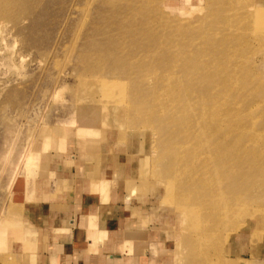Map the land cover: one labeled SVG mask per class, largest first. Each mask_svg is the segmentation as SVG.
<instances>
[{"label": "rangeland", "instance_id": "374dc122", "mask_svg": "<svg viewBox=\"0 0 264 264\" xmlns=\"http://www.w3.org/2000/svg\"><path fill=\"white\" fill-rule=\"evenodd\" d=\"M0 22V264H36L40 253L50 258L49 264L57 263L60 251L52 255L43 249L45 230L35 213L36 207L47 212L51 204L60 205L64 217L75 223L57 235H64L56 239L60 245L86 243L95 228L103 235L94 245L104 250L111 245V233H121L125 219L140 220L132 227L140 241L134 237L120 243V251L105 249L114 253V263L124 264L123 254H131L135 264H161L164 257H172L174 264H264V227L250 214L258 194L245 207L233 206L231 217L224 214L214 227L207 224L205 231L181 217L175 202H165L159 193L168 190L170 143L180 138L176 128L163 133L153 111L166 82L151 87L148 78H156L160 70L153 61L165 54L161 48L142 51L143 34L136 33L144 25L157 38L163 31L178 30L168 39L172 45L181 41L193 51L204 46L207 59L224 55L223 66L256 87L252 96L261 103L252 115L258 121L264 99V0H0ZM140 61L144 65L138 69ZM84 106L98 110L89 115L95 119L92 125L80 123L78 111ZM77 126L94 131L88 147L80 148L72 134ZM185 148L178 150L182 154ZM197 152L189 156L193 163H199ZM72 157L132 163L131 180L147 193L130 195L118 178L107 180L104 190L89 192L98 211L86 218L94 225H80L88 200L72 194L70 183L62 188L52 181L54 167ZM68 163L60 172L78 178L76 164ZM198 167H175V194L190 206L207 187L198 180L204 172Z\"/></svg>", "mask_w": 264, "mask_h": 264}, {"label": "bare ground", "instance_id": "6f19581e", "mask_svg": "<svg viewBox=\"0 0 264 264\" xmlns=\"http://www.w3.org/2000/svg\"><path fill=\"white\" fill-rule=\"evenodd\" d=\"M163 29L166 30L165 25ZM166 31L168 32L163 31L162 35L159 34L158 38L154 37L157 33L150 32L145 28V25L136 32L143 34L140 44L145 43L139 47L142 51L147 52L151 49H158L159 51L161 48L160 50L165 54V56L157 57L153 61L156 65L153 68L160 70L156 72L157 75L154 74L156 78L153 79V76L146 73L143 76H146V79L149 76L148 79H151V83L153 82L151 87H157L160 83L166 82L161 90L160 97H156L153 111L157 112L155 116L161 120V131L166 133L168 128H176V134L180 138L179 141L170 143L172 162L170 168H167L170 172L166 174L169 182L168 190L167 192L164 191L161 186L163 192L159 189V193H164L162 198L165 202L172 204L175 202L176 212L181 217L185 220L190 218L192 224L198 230L205 231H207V224L214 227L219 216L227 214L228 218L231 217L236 208L247 206L248 202L250 203L254 199L253 196L258 194L260 196L259 202L250 214L256 217V222L261 220L264 227V99L262 100V109H259L262 113L261 118L256 121L252 115V110L257 112L259 108L257 102L260 100L258 101L252 96L256 87L243 81L242 74L239 78L235 69L228 70V67L223 66L222 59L225 50L218 51L223 56L210 55L212 57L207 59L202 55L205 52L204 46L196 51L194 49V52L190 48L191 45L186 47L181 41L172 45L171 42H168V39L174 38L175 31L178 30L172 32L170 29ZM192 32H189L190 38H192V40L189 38V43L194 41ZM127 33L131 37L134 35L132 31ZM208 37L212 38L209 35ZM220 42L222 44V40ZM149 43L150 47L148 48ZM143 65V61H140L138 69L142 68ZM149 68L153 69L150 66ZM104 101L103 103H107ZM95 106H92L93 108L91 106L80 108L78 115L83 116L80 122L81 125L94 124L95 119L89 115L98 111ZM149 115L153 117L151 111ZM93 133L94 131L91 129L77 126L72 134L80 148H82L89 146L90 141L93 140ZM191 137L194 141L192 144ZM179 147L189 148H185L181 154L178 150ZM195 152L199 156V158L197 157L199 163L194 162V165L190 157L192 154L195 155ZM107 163H109L107 158L100 159L102 166L106 167ZM180 164H183L184 169L189 166L194 168L199 164V171H204L200 173L198 180L207 187L202 193L198 194L194 201H191V206L194 205L195 210L196 208L200 210H197L198 212L188 204L190 203L189 200L181 194L179 197L175 194L174 181L175 183L178 182L176 180L178 173H175V167L176 165L179 167ZM186 205H189V207L186 208ZM233 206H236L235 210ZM182 223L184 222L182 221L180 225ZM215 229L218 231L219 224ZM202 234L205 233L202 232Z\"/></svg>", "mask_w": 264, "mask_h": 264}, {"label": "crops", "instance_id": "0c3cea01", "mask_svg": "<svg viewBox=\"0 0 264 264\" xmlns=\"http://www.w3.org/2000/svg\"><path fill=\"white\" fill-rule=\"evenodd\" d=\"M102 159V158H101ZM70 161L64 163L58 164L59 166L54 167L57 171V175L54 176L53 178V184L55 183V187H68L67 185L70 183V185L73 187L72 194H74L78 198H84L88 200L87 206L84 208L85 212L82 213L81 216V221L80 225H94L91 223V221L86 218L91 215H94L96 211H98V208L90 201L91 195L90 191H100L105 189V184L107 180L108 182L112 183L114 182L115 178H118V180L121 182V186L123 189L127 190L128 194H133L134 192L144 195V193H147L146 187H143L140 182H133L131 180V177L133 176L132 171L133 169L131 168V164L128 163V165H121L118 164V160L116 158L113 159L112 165L106 164L105 166H102L100 164V157L95 160H88V161H80L76 157H72L69 159ZM109 161V159L107 158ZM117 164L115 165L114 163ZM68 164H76L77 166V171H78V178L73 179L70 175L65 176L62 174L63 171L60 172V169L62 166ZM78 166L80 168H78ZM111 167V169H110ZM54 168H51L54 169ZM104 168V169H103ZM106 171L105 175H103V171ZM79 183V184H78ZM53 186V185H51ZM81 188V189H80ZM87 193H86V191ZM84 192V193H83ZM49 195L48 192L44 194ZM52 196V194L50 195ZM57 197V196H56ZM35 213L37 215V218L39 220V223L41 227L44 228L45 230V244L43 246L44 250L50 251L52 255H54L55 252L60 251V255L56 259L57 263L56 264H120V263H114L115 261V255L114 253L112 254L109 253V250H105L106 248L109 249L111 246L117 249V251H120L121 247H118L120 243L129 241L136 237L138 241H140L142 238L140 235H136L135 231H133L132 227L134 225H137L140 220L133 219V220H128L125 219L123 221L124 228L122 229L121 233L120 231L114 230L112 235V240H111V245H108L104 250H101L100 247H95L94 244H96V241L103 235L101 233L102 230L100 229H95L92 228L89 233L86 235V243H80L76 244L74 243L73 245L71 244L72 241H69L66 245V243H61V245L58 243L56 239L59 240V238H63L64 235L57 237L58 234L61 232L66 233L67 231L72 228L75 223L72 219H69L68 217H64L65 211L60 205H53L51 204L50 207H48L47 212H43V210H40V208L36 207L35 208ZM86 218V219H85ZM82 221H85L82 223ZM106 222V221H105ZM142 224V223H141ZM140 224V226H141ZM112 232V231H111ZM84 234V233H83ZM86 234V233H85ZM165 234L169 235L168 231L165 230ZM140 236V237H139ZM99 237V238H98ZM98 238V239H97ZM92 239V242H91ZM112 242H115L112 244ZM71 244V245H70ZM148 244V243H147ZM148 246V245H147ZM75 247V248H74ZM77 247V248H76ZM160 249L159 247H156V250ZM164 249L158 250L157 252H164ZM121 252L123 250L121 249ZM51 255V254H50ZM51 255V257H52ZM122 256V261L124 264H135L136 262V257L131 254H123ZM238 257V255H235ZM50 257V256H49ZM45 257L40 253V256H37V263L36 264H49L51 263L50 258ZM74 260H79V263H74ZM251 262L253 261V256L252 259L250 260ZM148 262V261H147ZM150 263H154V261H150ZM122 264V263H121ZM159 264V263H158ZM161 264H174L173 258L172 257H164L163 260L161 261Z\"/></svg>", "mask_w": 264, "mask_h": 264}]
</instances>
